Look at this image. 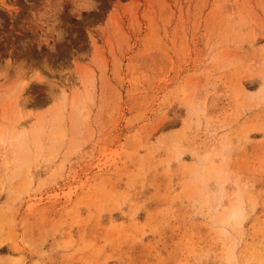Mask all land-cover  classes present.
I'll return each instance as SVG.
<instances>
[{
    "label": "rangeland",
    "instance_id": "rangeland-1",
    "mask_svg": "<svg viewBox=\"0 0 264 264\" xmlns=\"http://www.w3.org/2000/svg\"><path fill=\"white\" fill-rule=\"evenodd\" d=\"M263 76L264 0H0V264H264Z\"/></svg>",
    "mask_w": 264,
    "mask_h": 264
},
{
    "label": "bare ground",
    "instance_id": "bare-ground-1",
    "mask_svg": "<svg viewBox=\"0 0 264 264\" xmlns=\"http://www.w3.org/2000/svg\"><path fill=\"white\" fill-rule=\"evenodd\" d=\"M262 80H264V76H263ZM223 222H224V220H223Z\"/></svg>",
    "mask_w": 264,
    "mask_h": 264
}]
</instances>
